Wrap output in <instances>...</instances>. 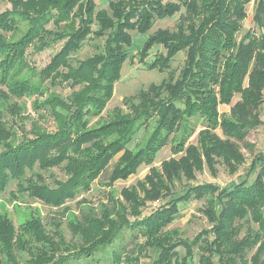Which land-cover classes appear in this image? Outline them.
Returning a JSON list of instances; mask_svg holds the SVG:
<instances>
[{
    "label": "rangeland",
    "instance_id": "374dc122",
    "mask_svg": "<svg viewBox=\"0 0 264 264\" xmlns=\"http://www.w3.org/2000/svg\"><path fill=\"white\" fill-rule=\"evenodd\" d=\"M113 1L141 3L151 0ZM152 1H158L160 7L169 11V15L164 18L153 15L146 33L128 32L132 45L119 78L112 83L103 109L100 114L91 113L79 120L78 125L86 129L116 123L112 132L92 148L95 151L109 141L118 139V149L112 153L106 166L89 180L85 188L78 189L72 198H67L57 207L46 205L18 188L25 187L32 180L38 185H46L49 190H55L71 178L65 168L66 162L44 170L38 166L26 170L21 179L10 182L0 192V220H7L10 231L8 246L13 259L8 260L9 264H27L29 254H34L38 248H45L48 264H113L114 253L136 260L130 264H154L158 250L139 248L146 241L143 236L145 228L136 227V224L162 204L170 203L173 205L172 216L160 224L164 225L160 235L170 239L165 253L172 254L169 262L164 264H258L263 260V257L260 260L254 258L261 254V246L259 241L252 239L260 230L259 225L252 221L236 220L233 227H238V230L227 253V248L215 245L220 240L218 233L225 222L223 215L226 214L224 206L227 201L224 191L242 182L251 185L264 167V80L258 78V74L264 77V69L254 61L249 63L241 80L240 91H234L226 103L217 102L216 125L209 123L201 113L185 114L184 102H178L174 103V109L178 110L174 124L161 126V110L167 104H162L163 90H158V87L162 82L175 84L180 78L186 50L174 55L166 64L167 68L162 70L149 69L155 58L165 54L162 46L154 45L144 59V55L141 58L139 53L146 40L157 32L177 33L179 28H184L182 26L192 16L188 7L194 0ZM258 1L250 0L243 7L239 20L233 16L237 14L234 10L228 12L230 22L232 17L233 25L238 27L236 44L246 36L258 39L263 34V29L254 21ZM14 2L0 0V14L15 8ZM94 2V14L100 11L107 16L111 14L108 0ZM129 5L119 8V11L125 12ZM95 25L91 26L93 31L97 29ZM26 27L24 23L19 25L12 37V33L0 34L17 40L22 37ZM51 28L50 24L45 29ZM48 42L46 45L41 44L45 42L29 44L13 68H20L15 78L17 82L29 79L32 86L30 95H12L0 83V119L6 124V129L15 135L16 143L31 139L36 129L54 132L58 126L55 120L67 115L69 108H75L71 107L69 96L81 86L71 87V82H65L62 78L46 81L42 74L67 39L51 44ZM105 42L106 37L88 35L80 48L67 56V65L59 66L58 75H67V66L74 68L78 63L102 53ZM222 62L218 68L221 77L225 72ZM152 86L157 87V91L149 108L136 109L140 96L149 93ZM218 91L217 86L214 90L217 100ZM246 95L251 100H247ZM238 107L243 108L247 122L236 121L233 111ZM145 109H149L148 116L142 114ZM229 125L228 130L224 128ZM157 135L161 141L149 160L139 163L134 172L116 178L130 157L147 148ZM150 191L159 193L158 201L148 199ZM258 211L264 214V208ZM159 218H165V215L161 214ZM87 219L98 221L103 230H107L109 222L121 224L118 237L96 250L86 249V243L73 227L85 226ZM30 221L40 224L36 227L46 237L45 243L38 242L32 234L30 225H26ZM128 225H133L132 230L127 229ZM81 248H85V251H81ZM3 251L0 241V259L2 264H7L6 250ZM124 259L122 257L119 264H127Z\"/></svg>",
    "mask_w": 264,
    "mask_h": 264
},
{
    "label": "trees",
    "instance_id": "16d2710c",
    "mask_svg": "<svg viewBox=\"0 0 264 264\" xmlns=\"http://www.w3.org/2000/svg\"><path fill=\"white\" fill-rule=\"evenodd\" d=\"M249 1L194 0L188 7V12L192 16L190 21L182 26L184 28H179L177 33L160 31L146 40L139 53L141 58L144 55V59L154 45H160L165 50L164 55L160 54L154 59L149 66L150 70L167 68L166 64L174 55L186 50L185 65L180 72V78L175 84L162 82L158 87V90H163L162 104H167L161 110V126L169 127L174 124L178 112L174 109V103L178 102H184L185 114L201 113L214 125L217 102L226 103L234 91H240L241 80L249 63L254 61L258 67L264 69V0L258 1L254 15L255 23L263 29V34L258 39L246 36L236 44L235 35L238 27L233 25L235 22L232 17V23L230 22L228 14L234 10L237 14L233 16L239 20L243 15V7ZM128 5L129 9L125 12L119 11V8ZM14 6L11 11L0 14V32L12 33V37L19 25L24 23L27 27L22 37L17 40L0 34V83L6 87L7 92L15 96L31 93L29 79L17 82L15 78L20 68L13 69L29 44L45 42L41 44L46 45L47 40L50 41L48 44H51L64 38L67 42L42 72L45 75L44 80L62 78L65 82L70 81L71 87L80 85L81 88L69 96L71 107L75 108H69L67 115L55 120L58 126L54 132L36 129L31 139H22L16 143L15 135L6 129V124L0 119V192L5 190L10 182L21 179L26 170L36 166L44 170L66 162L65 168L71 178L55 190H49L46 185H38L32 180L27 182L25 187L18 188L46 205L57 207L67 198H72L78 189L85 188L89 180L106 166L112 153L118 149V139H114L92 151L101 138L105 139L112 132L115 122L91 129L78 124L83 116L91 113L100 114L104 102L109 98L112 83L119 78L122 65L129 54L128 49L132 45V37L128 32L146 33L151 26L153 15L164 18L169 15V11L160 7L158 1L152 0L141 3L108 0V7L111 10L108 16L102 11L94 14L96 7L94 0H15ZM50 24L52 28L46 30V26ZM93 24H96L97 28L94 31L91 28ZM90 34L97 38L106 37L103 52L78 63L74 68L67 66L69 71L67 75H58L59 66L67 65L65 64L67 56L77 51L81 42ZM221 62L225 66L223 77L218 73ZM258 78L260 81L264 80L259 74ZM217 86L219 100L214 95ZM156 91L157 87H153L149 89V93H143L135 108H149ZM246 97L248 100L249 97L247 95ZM148 110L145 109L142 114L148 116ZM233 113L237 122H247L242 107L236 108ZM224 128L228 130L230 125ZM160 141L161 137L155 136L154 142L148 144L147 148L130 157L116 174V178L134 172L139 163L148 161ZM224 192L227 201L224 206L226 214L223 215L224 230L222 228L219 231L220 240L215 246L227 248L225 251L227 253L238 230V227H233L236 220L252 221L260 228L252 239L259 241L261 246V254L254 258L260 260L263 257L258 264H264V214L258 211L259 208H264V167L251 185L242 182ZM148 199L152 202L158 201L159 193L150 191ZM172 207V203L162 204L158 210L152 211L136 224V227L139 225L145 228L143 236L146 241L143 247L139 248L158 250L154 264L167 263L172 257V254H166L164 250L170 244V239L160 235L164 226L160 224L172 216ZM161 214H164L165 218H159ZM7 225L9 224L6 219L0 220V241L3 250H6L3 251L6 263L9 264L13 257L9 254L10 231ZM26 225H30L32 234L38 242L45 243L46 237L36 227L40 225L37 221H30ZM128 227L127 229L132 230L133 225ZM73 228L86 243V249L93 251L116 239L121 224L109 222L107 230H103L98 221L87 219L85 226ZM81 251H85V248H81ZM29 257L27 264H48L45 248L34 250V254L32 252ZM122 257L127 264L133 260V263L136 262L127 255L114 253L113 264H119ZM2 263L0 259V264Z\"/></svg>",
    "mask_w": 264,
    "mask_h": 264
}]
</instances>
